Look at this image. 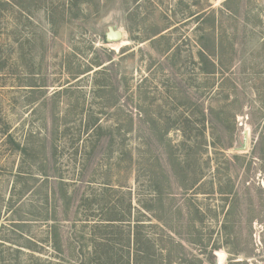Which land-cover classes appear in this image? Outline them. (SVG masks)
<instances>
[{
    "label": "rangeland",
    "instance_id": "374dc122",
    "mask_svg": "<svg viewBox=\"0 0 264 264\" xmlns=\"http://www.w3.org/2000/svg\"><path fill=\"white\" fill-rule=\"evenodd\" d=\"M49 2L0 19V264H137L136 219L154 264H264V0ZM130 200L93 260L86 211Z\"/></svg>",
    "mask_w": 264,
    "mask_h": 264
},
{
    "label": "trees",
    "instance_id": "16d2710c",
    "mask_svg": "<svg viewBox=\"0 0 264 264\" xmlns=\"http://www.w3.org/2000/svg\"><path fill=\"white\" fill-rule=\"evenodd\" d=\"M36 2L38 5H40V1L43 2V4H48V13L53 15V12L55 11L54 9H51V6L53 7V3H50L49 1L51 0H0V19H2L3 17L8 18L11 15H13L14 13L17 12V14H21V13H26V12H31V8L27 7V2ZM67 1L69 4L71 2H75L76 0H65ZM16 15V14H15ZM13 15V17L15 16ZM169 48V47H168ZM209 54L210 52L207 51V48L202 47V49L200 50V57L201 60L204 64L209 65L211 64L212 66H215V62L212 61L209 58ZM206 69H208V67H206ZM209 71V69H208ZM205 121V120H204ZM204 124V129L206 128L205 123ZM101 129L100 126H98V130ZM214 135V133H212ZM151 138H149L148 141H146L145 143H142V145L146 146V149H141V147H138L137 149V158L133 159L132 157V153L130 154V151H124L122 152V161H124L125 159H127L129 156V162L131 164V168H136V181H139L143 178V176H145L146 181L149 183V188L153 189L155 187H153L155 185V183H157L158 181V173L156 171V160L155 159V149L153 147H151ZM207 144V143H206ZM207 146V145H206ZM207 148V147H206ZM128 154V155H125ZM182 159L180 158V161L178 162V165L181 169H183V164L181 161ZM195 172V171H194ZM193 172V173H194ZM138 174V175H137ZM20 175V174H19ZM198 173L196 172V175L194 176V183L196 181H198ZM121 184L120 186H122V182L119 181ZM61 184L65 183L61 181ZM41 185L38 184V188ZM106 187V186H104ZM111 188V187H110ZM115 188V187H114ZM64 194L67 193L68 190L64 189ZM120 191H122V188L120 187ZM123 192V191H122ZM128 194L129 198L130 197V193H131V189H129V192H125ZM105 194V190H102V193L100 195H104ZM97 196V194L93 195V197L89 198L88 200H91L92 198H95ZM92 203L89 202V204ZM131 207H132V200H130L127 203V206H125V208H128L127 210L124 209L123 207L120 206L119 202H114L112 207H111V214H109V209H107V216L104 217V219H96V220H92L90 219L91 215H89V213H87L86 211V215H84V217L88 218L85 219V221H83V226L84 227H89V233L87 231V233L83 234V236L85 237V240H87L88 242L86 243V245L88 246L90 243L94 244L93 248H91L88 252L89 257H92L93 260L99 262L103 259V257L105 256V253L110 254L111 258H113L115 256V243L112 241L113 240H121V238H123L124 232L123 230L120 228L121 226H123V224L127 225H131V221L129 219V217L131 216ZM146 208L148 209H152V207H149V205H145ZM94 215V214H93ZM126 216H128L126 218ZM89 220V221H87ZM54 238H55V242H56V248L60 245H58V238L60 236V233H58V228L59 227L57 225V223L54 222ZM144 224L140 223L139 220L136 219V221L134 222V232H133V236L131 234V229L128 230V232L125 234L127 235V240H128V245L130 246V241L133 238L134 241V245L136 247V252L134 255V261L138 264H154L155 259L152 258L154 256V252L152 253V251L150 252L151 249L154 248L155 246V238L153 236H151L148 232H144ZM109 230V231H108ZM108 236V237H106ZM116 236V237H114ZM53 237V236H52ZM115 238V239H114ZM82 249L85 248V245L81 246ZM118 253V252H117ZM131 254L129 253V256ZM119 261H120V253H119ZM130 258V257H129ZM128 258V261L130 262ZM51 264H54L53 262L49 261ZM182 262V261H181ZM61 264H70L68 262H62ZM101 264V263H98ZM113 264H116L115 260L113 261ZM197 264V263H196Z\"/></svg>",
    "mask_w": 264,
    "mask_h": 264
},
{
    "label": "water",
    "instance_id": "95a60500",
    "mask_svg": "<svg viewBox=\"0 0 264 264\" xmlns=\"http://www.w3.org/2000/svg\"><path fill=\"white\" fill-rule=\"evenodd\" d=\"M122 38V34L118 31H111L109 34H108V39L109 40H119Z\"/></svg>",
    "mask_w": 264,
    "mask_h": 264
}]
</instances>
